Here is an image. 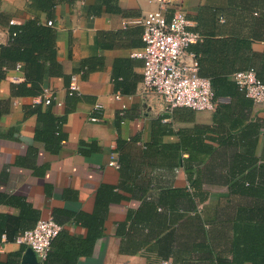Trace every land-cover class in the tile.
<instances>
[{"label":"crops","instance_id":"0c3cea01","mask_svg":"<svg viewBox=\"0 0 264 264\" xmlns=\"http://www.w3.org/2000/svg\"><path fill=\"white\" fill-rule=\"evenodd\" d=\"M173 2L201 37L190 51L202 77L232 82L249 68L243 60L260 63L264 38L252 39L246 25L227 20L219 12L223 0ZM156 9L150 0H0V47L9 42L10 21L34 24L44 51L37 53L39 70L28 74H40L42 89L62 103L12 96L27 67L2 68L0 100L8 111L0 115V232L52 216L62 233L46 264L232 263L211 225L250 202L229 189L264 164V107L234 86L212 111L169 109L157 95H141L142 61L132 53L143 46V29L134 21ZM233 40L249 48H228ZM72 80L76 94L68 97ZM36 108L64 119L59 141L53 134L35 139L45 125ZM93 115L100 121L90 122ZM113 153L117 171L107 165ZM26 256L20 245L0 241L1 262L25 264Z\"/></svg>","mask_w":264,"mask_h":264},{"label":"built area","instance_id":"2783aa9c","mask_svg":"<svg viewBox=\"0 0 264 264\" xmlns=\"http://www.w3.org/2000/svg\"><path fill=\"white\" fill-rule=\"evenodd\" d=\"M150 1L156 3L158 9L134 21L143 29V46L132 53L133 57L142 61L141 95L155 94L162 98L169 109L186 107L194 111L214 110L217 101L210 81L199 75L196 54L190 51V47L201 40L200 35L189 29L190 22L182 7L175 4L174 0ZM166 11L169 12L168 15ZM9 24L13 25L14 22L10 21ZM46 25L51 26L52 21H47ZM232 79L245 97L264 107V83L252 69L237 71ZM68 89L71 92L76 90L73 80ZM113 96L115 100H121L120 93ZM42 99L45 105L53 101L48 88H43ZM54 102L56 106L62 105L60 101ZM125 108L122 104L120 114ZM94 111L96 115L101 114L98 107ZM96 115L90 116L88 120L99 122L100 118ZM107 165L115 171L119 169L117 154H111ZM61 229L62 226L52 216L42 217L31 229L19 233L13 243L30 249L37 264H44L51 242ZM2 242H6L4 236ZM162 264L169 263L163 261Z\"/></svg>","mask_w":264,"mask_h":264},{"label":"trees","instance_id":"16d2710c","mask_svg":"<svg viewBox=\"0 0 264 264\" xmlns=\"http://www.w3.org/2000/svg\"><path fill=\"white\" fill-rule=\"evenodd\" d=\"M223 1L225 7L221 6L219 12L224 15L227 20L239 22L243 26L246 25L242 28L248 31L246 34L252 39L264 38V0ZM243 29L236 28L237 31H242ZM44 42L45 41L40 38V33L34 24L27 23L19 28L11 25L9 29V42L0 47V81L5 78V70L2 68L8 69L11 66L17 67V65H19L20 68L22 67V63L27 67L25 75L26 81L12 84V96L39 95L42 98L43 89L40 86L42 76L37 73L29 75L28 71L37 72L39 70L41 64L37 60V53L44 51ZM242 44L243 47L249 48V42L244 40H233L227 47L229 48V46H231L233 50L236 51L238 49L237 47L241 48ZM197 62L200 75V61L198 57ZM242 63L244 67L252 69L256 77L264 83V52L257 66H253L252 60L250 62L251 65H249V61L246 60H243ZM208 78L216 99L223 95L230 86H234L238 89L234 81L232 80V82H230L226 77L209 75ZM28 81L30 85H27ZM69 84L67 85L66 92L68 97H72L76 92L69 91ZM54 101L53 99L47 106L50 107L54 105ZM33 110H38L39 123L42 125L45 124L35 130V139H41L43 142H47L49 140L48 136L53 134L57 141H59L61 126L64 119L62 117L52 119L49 112L43 113L39 108ZM7 111L8 101L0 100V115ZM229 192L240 199H249L250 202L242 204L237 203V205H235L236 209H234L235 212L233 217L227 219L226 222L222 221L218 226L211 225V228L217 229L216 231L220 233L218 237L222 239L223 244L227 247V252L231 254V264H244L246 262L250 264H264V164L259 165L255 171L247 173L245 176L234 181ZM232 221H238L240 223L233 226L230 225ZM36 222L37 221H35V224ZM210 223H213V221H210ZM24 230L27 229L16 231L17 233L15 232L14 234H10L7 230H3L0 232V241H2V237L4 236L6 242H13L14 238ZM225 230L226 233L221 234V232ZM231 231H235L236 235L228 233ZM61 233L62 231L52 240L44 264L50 259L54 247V240L59 237ZM89 241L92 242L93 237H90ZM21 247L25 249L24 246ZM0 264L14 263H3L0 261Z\"/></svg>","mask_w":264,"mask_h":264},{"label":"water","instance_id":"95a60500","mask_svg":"<svg viewBox=\"0 0 264 264\" xmlns=\"http://www.w3.org/2000/svg\"><path fill=\"white\" fill-rule=\"evenodd\" d=\"M26 257H24V263L25 264H36L35 255L30 249H26Z\"/></svg>","mask_w":264,"mask_h":264}]
</instances>
